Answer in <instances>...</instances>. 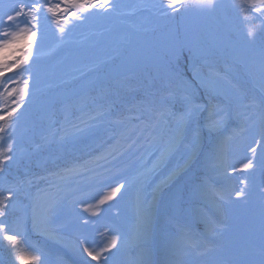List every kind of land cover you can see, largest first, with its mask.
I'll list each match as a JSON object with an SVG mask.
<instances>
[{"label":"snow or ice","instance_id":"snow-or-ice-1","mask_svg":"<svg viewBox=\"0 0 264 264\" xmlns=\"http://www.w3.org/2000/svg\"><path fill=\"white\" fill-rule=\"evenodd\" d=\"M197 5L205 15H213L225 7L220 0H197ZM227 7L235 14L236 19L243 26L245 39L249 43H255L258 35L264 36V0H230ZM120 8L119 0H60L59 3L55 4L50 2L45 4L24 3L23 0H18V2L10 6L8 11L0 15V76L23 66L16 77H9L7 81L3 82V90L9 96H15V100L13 101V107L8 108L7 111H0V122H5L0 126V134L5 133L7 127L15 128L19 124L24 113L21 112L20 116H15V114L22 108L26 111L27 104L31 103V98L35 94L38 77L34 69L42 55V51L40 47H37L35 53L28 49L32 47L30 41L38 33L41 41H43L48 16L50 15L53 18L59 39L63 42L69 38L72 31L71 27H66L70 19L83 23L93 17H110L119 14ZM160 8L162 9L161 14L168 17H174L177 13L183 15L189 11V5L185 3V0H163ZM257 22L259 24V33L251 26ZM13 49H16V51L12 52L11 62H8L9 57L3 54ZM166 55L168 53L162 48L158 58L163 61ZM29 61H31V64H29ZM262 71H264V68H262ZM8 85H16V87L11 88L9 91ZM170 95L171 93L167 94L165 99ZM238 103H242V101L238 100ZM261 103L264 105V101ZM202 107L207 110L209 106H202L199 101L185 92L183 95V110L179 116L170 111L169 105L164 102H161L152 110L153 119L144 124L141 133L143 135L146 132L145 138L149 146L153 142H156L163 147L157 149L158 155L156 159L152 162L151 167L145 170L143 175L146 176L158 168L166 166L170 156L178 150L184 141V125L188 121L194 120ZM211 107L221 114V119L228 115L227 108L215 105ZM11 117L15 118L10 120ZM173 120L176 121L174 126L172 124ZM85 131L86 129L76 127L77 134L84 133ZM0 141H4L2 135H0ZM256 151V147H252L250 149L251 157L247 158L246 162L242 163L239 167L233 166L231 168V174L233 175L236 172L247 173L248 175L240 178L241 187L238 190L230 194L224 191L218 193L219 198L225 203L230 202L229 195L233 196L237 201H247L252 191L250 176L254 175L257 170L264 176V161L258 162L256 160ZM119 154V150L116 148H113L109 153L113 160ZM13 159V144L4 141L0 144V172L4 170V165ZM98 159H107V157L101 156ZM66 171L78 173L80 169L70 168ZM125 187V183L113 186L109 194L99 201V205H103L113 199ZM262 193H264V189H262ZM16 194L11 188L0 190V235H2L4 240L9 242L13 249L16 264H39L41 257L27 249V240L23 233L10 228L2 219L8 215L9 209L12 207L13 197ZM90 210L91 205L85 208V211ZM92 215H98V212L92 211ZM143 215L145 227H147L150 223L151 213L145 210ZM84 222L87 223V220ZM118 243H120V237L113 236L109 243L100 250L92 249L86 241L82 243L81 247L83 253L90 260L99 262L103 258L105 264H107L110 257L106 256L105 253H112L113 249L118 250ZM260 256V264H264V196H262Z\"/></svg>","mask_w":264,"mask_h":264},{"label":"rangeland","instance_id":"rangeland-1","mask_svg":"<svg viewBox=\"0 0 264 264\" xmlns=\"http://www.w3.org/2000/svg\"><path fill=\"white\" fill-rule=\"evenodd\" d=\"M145 1V0H144ZM151 2L154 3L156 7L158 6V3L156 4V0H150ZM229 1V0H227ZM146 2V1H145ZM143 1H137V4H135V7L137 8L139 5H142L143 10H147L148 7H144ZM121 5L120 10L126 11L129 10L130 12H133L136 8L134 7L133 0H126L124 1ZM137 5V6H136ZM154 5H151L150 8ZM124 20L128 21V23L132 25H137L138 23L141 25L144 22L147 23L148 21L147 17L145 16L144 18L142 16H136L130 14L126 15L123 17ZM115 20L117 22L119 21V18L116 16H113L110 20ZM133 29V28H132ZM147 31L149 29H146ZM152 31V30H151ZM49 33H45V37L48 36ZM59 41V40H57ZM113 47L109 46L108 53L106 56H110L109 52H112L115 54V51H118L119 49L122 48L123 41L115 40L112 42ZM56 42H51L42 47V51H44L45 48H52ZM237 44H241L240 40L237 41ZM144 48L147 49V56H152V52L150 49L147 48V44L143 45ZM245 48L243 45L242 50ZM169 49H172L169 47ZM100 52V51H99ZM135 55H132L128 60L129 62L134 61ZM106 58V57H105ZM180 60L182 63H187L188 61H191L193 59L192 56H179ZM117 60V59H116ZM116 60H111L112 62L108 63L107 66L110 68L115 67L113 64V61ZM98 62V61H97ZM248 64V60L246 61ZM115 63V62H114ZM119 66V70L122 72L124 71L128 66V61H119L117 63ZM91 69V68H90ZM114 70V68H113ZM97 72L93 74V76H96ZM217 77V75L214 73V77ZM234 77V75L232 76ZM255 78L257 82V86L260 88L261 92L264 95V75L263 73L255 72ZM201 83L203 84L206 89L212 93L213 95H217L219 97H226L231 98L229 96V91L227 90V80H224L223 78L219 77L218 80L215 79H206L203 78L200 80ZM221 115L218 116L216 114L213 119H211V127L216 126L218 129L221 128L220 123L222 121L220 120ZM145 124V123H143ZM143 127V126H142ZM194 133V132H192ZM193 137L194 135L191 134ZM221 141L223 142L222 137L220 138ZM262 139L258 138V140L255 141V145L259 147V143L261 142ZM259 141V143H257ZM249 143V142H248ZM221 144V142H220ZM220 149H223L220 151V154L224 156V159L221 160L222 165L220 166V169L216 170L217 175H214L213 180L214 181H220L221 183V191H224V186L226 185H232L234 186L237 190L241 187L240 184V178L241 175L239 172H236L234 175L231 174V168L233 166L239 167L242 165V163L246 162V159H243L241 156L240 157H233L234 163L232 164V160H229L228 158L226 159V147L225 143L220 145ZM259 158L258 162L264 161V148L261 147L259 150ZM158 153L155 152V156L157 157ZM135 156V155H134ZM117 161L116 164L113 165H118V168H114L115 172L113 174V178L110 181V178H107L106 175H104L103 171L100 173L101 178L99 176H95L97 184L96 186H99L100 188L97 193L92 192L93 190H98L96 189L95 186L88 185V187H82L81 190L75 194V198L70 201V206H68L71 216H68L66 213V209L63 207V203L61 204V211L63 210L62 213L57 209V207H53V205L49 204L43 212L47 213V218L44 220L43 224L38 225L36 229L34 230V234H39L43 235L46 240H58L64 245H66L70 252H72L74 255L79 256L80 258H87L90 260L89 257L85 253H80L77 251V248L82 250V243L85 241L87 244L94 250H100L103 247H105L111 238L114 236L112 233H108L106 231V228L102 225V221L98 222L99 219H94L91 220L94 216H104L106 218H112L118 225L121 226L123 230H125V233L127 234L128 238L136 233V227L134 230V219L131 217V203H130V198L132 197L130 191H128V187H138L140 185H143L146 181H152L156 173L155 171L151 172L150 174H147L146 176L143 175L145 173V170L149 168L148 166H144V160L142 158L138 159V156L136 159L131 158V162H128L126 158H121L119 155L117 156ZM218 162V161H217ZM221 162H218V164H221ZM139 165L143 167L139 170ZM110 167H107L106 169L109 170ZM98 169H96L97 171ZM104 175V176H103ZM256 175V178H255ZM255 175L250 176V183H251V200H248V203L254 204L253 206V212L247 213L250 211L244 201H237L233 196L229 195V203H225L222 200H219L216 196L215 193L210 191L209 189L206 190V195L204 199V203L206 205L209 203L211 199H217L216 201V206L218 205L219 207V215H216L215 212H212V210L206 206V209L212 213L215 214V216L218 217V220L225 224V225H220L219 229H215V227H210V232L207 235V239H214V237H218V241L221 243V246H219L218 249H215L214 254L208 253L209 257L214 260V264H222V261L224 259H229L235 262V264H239V258L238 255L242 257H248V255H251V248L247 246V250H240L238 245L240 246V243H243L242 241L245 240V236L247 233H244V231H249V229L252 228V224L255 222H258V217L260 213L262 212V196H264V193H262L263 188H258V185H263L264 183V176H262L261 172L257 170V173ZM165 177L167 179L168 177V171L161 172L158 175L159 177ZM99 178V179H98ZM120 178L121 180L119 182H115L114 179ZM75 182V180H73ZM119 183H125L126 187L124 189H121L120 193H118L111 201L112 204L110 205V208L108 209L107 212H105V209L102 211L97 209V204L101 199L104 198V196L108 195L109 192L111 191V188L113 186L118 185ZM253 184V186H252ZM65 185V184H64ZM224 185V186H223ZM66 187V186H65ZM83 191H88V194H84ZM176 193L182 192L181 190L177 189ZM226 193H229L227 190H225ZM230 194V193H229ZM84 195V196H83ZM77 200V201H76ZM149 200H146L144 195L142 194V206L145 208V210L149 211V208L147 207V203ZM221 201V202H220ZM49 202V201H48ZM106 202V203H107ZM212 202V201H211ZM108 203V204H109ZM115 203V204H114ZM218 203V204H217ZM105 204V203H104ZM106 204V205H108ZM91 205V210L90 211H85V208ZM72 207V208H71ZM107 209V208H106ZM155 207L152 208V211H154ZM143 214L145 212L144 209H142ZM180 210H183L180 208V204L178 202H174L173 206H171V209L168 210V204H165V210L164 213L167 215H170L172 219H176L178 214L180 213ZM92 211L98 212V215H92ZM152 211H149L150 213ZM60 213V214H59ZM49 216V217H48ZM175 217V218H174ZM144 218V215H143ZM204 218V217H203ZM131 219V220H130ZM87 220V223L84 221ZM50 223V224H49ZM173 223V222H171ZM160 225H169V219L166 216L161 217L160 219ZM209 229V228H208ZM17 232H20L19 229H17ZM82 235L83 239H79L78 235ZM171 239V238H170ZM128 241V240H127ZM127 243V242H126ZM162 245H164L162 252H165V254H177L179 252L178 249L181 248V245L176 246L175 244L171 245L170 247L168 246L167 240L163 242L161 240ZM245 244H248L247 242ZM125 245V240L120 239V243H118V250L113 249L119 256V259L121 262H123V259L120 257L121 256V250L124 248ZM245 247V245H243ZM10 253L14 255L13 249L11 248L10 244ZM77 247V248H76ZM33 252V251H32ZM33 254H35L33 252ZM37 255V254H35ZM106 256H109L111 258L112 253H105ZM173 257L171 256L170 259ZM217 258V261H216ZM174 259V258H173ZM259 257V261H260ZM42 261V259H40ZM203 260H205L203 258ZM211 260V261H213ZM92 261V260H90ZM97 262V261H96ZM97 264H105V261L103 258ZM107 264H110L109 260L107 261Z\"/></svg>","mask_w":264,"mask_h":264},{"label":"bare ground","instance_id":"bare-ground-1","mask_svg":"<svg viewBox=\"0 0 264 264\" xmlns=\"http://www.w3.org/2000/svg\"><path fill=\"white\" fill-rule=\"evenodd\" d=\"M171 264H174V262L172 261Z\"/></svg>","mask_w":264,"mask_h":264}]
</instances>
